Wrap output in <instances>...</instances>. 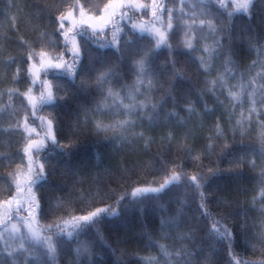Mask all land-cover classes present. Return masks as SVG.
Returning a JSON list of instances; mask_svg holds the SVG:
<instances>
[{
	"label": "trees",
	"instance_id": "1",
	"mask_svg": "<svg viewBox=\"0 0 264 264\" xmlns=\"http://www.w3.org/2000/svg\"><path fill=\"white\" fill-rule=\"evenodd\" d=\"M112 1L0 0V264H264V0Z\"/></svg>",
	"mask_w": 264,
	"mask_h": 264
},
{
	"label": "rangeland",
	"instance_id": "2",
	"mask_svg": "<svg viewBox=\"0 0 264 264\" xmlns=\"http://www.w3.org/2000/svg\"><path fill=\"white\" fill-rule=\"evenodd\" d=\"M128 3H129V0H113L109 4L108 11L102 13L99 16L93 17V16H90L87 14H81L79 17H73V16L71 17L70 15H67L66 19H69V22L71 23L72 26L76 25V24H86L93 29H99L105 23H108V21L110 20V17L116 11H118L119 8L123 4H128ZM65 37H67V36L65 35ZM69 40L71 42V45L73 47L74 52L78 53V47H77L76 42H75V37L71 35L69 37ZM32 71L36 72V68H32ZM171 181H173V177L166 178L163 182H161L157 186H152V185L140 186V187L133 189L132 194L133 195H139V194L147 193V192H157V191L161 190L162 188H164Z\"/></svg>",
	"mask_w": 264,
	"mask_h": 264
}]
</instances>
